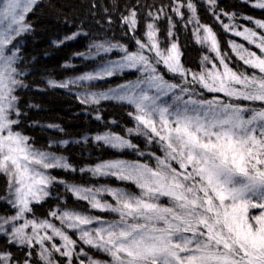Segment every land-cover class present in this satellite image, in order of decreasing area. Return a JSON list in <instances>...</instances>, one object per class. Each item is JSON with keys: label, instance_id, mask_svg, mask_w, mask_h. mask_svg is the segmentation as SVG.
<instances>
[{"label": "snow or ice", "instance_id": "obj_1", "mask_svg": "<svg viewBox=\"0 0 264 264\" xmlns=\"http://www.w3.org/2000/svg\"><path fill=\"white\" fill-rule=\"evenodd\" d=\"M241 2L264 13V0ZM41 6L0 0V264H264V19L220 0H136L122 11L120 0H82L75 31L53 44L87 40L69 58L85 70L66 61L73 75L45 83L72 94L99 127L69 139L50 123L42 128L58 135L38 145L24 129V107L36 105L22 106V94L32 87L29 16ZM180 30L199 48L195 67ZM104 102L130 109L131 126L105 122ZM73 144L110 158L84 150L77 164L65 154Z\"/></svg>", "mask_w": 264, "mask_h": 264}, {"label": "trees", "instance_id": "obj_2", "mask_svg": "<svg viewBox=\"0 0 264 264\" xmlns=\"http://www.w3.org/2000/svg\"><path fill=\"white\" fill-rule=\"evenodd\" d=\"M107 4L108 0H104ZM136 0H120L121 11L123 10L124 3H135ZM153 0H148V3H152ZM156 3H160L161 0H155ZM167 3L168 0H163ZM41 7H39L34 14H30L29 19L34 27V32L31 33L24 42V55L29 59L27 82L31 84V88L25 91L23 95V104L26 106L31 103L36 107L28 109L27 118L24 121L25 133L33 137L38 145L47 143L50 136L58 135L53 130L43 129L42 126L55 123L59 124L65 129L67 135L64 138L74 139L78 138L81 133H91L97 130L99 127L98 122L91 117H87L84 114L82 106L76 101L72 94L67 93L65 90H53L46 86V79L56 78L62 79L68 75H73L71 70H66L61 67L66 61L79 65L76 72L84 71V65L79 60L70 61V57L73 52L84 51L87 40L78 39L66 43L61 47H56L53 41L62 38L66 33L75 31V25L79 23L78 17L82 18L83 8L82 0H41ZM220 6L227 11H236L241 14L251 15L258 19H264V13L259 10H254L247 4L241 2V0H220ZM201 18L204 23L212 24L216 31L220 34L221 40L225 41L230 37L223 34L222 29L215 24V21L204 11H201ZM227 22V20H225ZM243 22V21H240ZM101 24L107 28L104 20H101ZM251 26V25H249ZM162 32L166 29V22L160 25ZM85 28H91L94 33L103 34L99 25H96L94 21H87ZM115 35L120 37L119 29H115ZM179 41L184 52L183 60L188 66L195 67L199 61L201 55L198 46L193 45L191 42V35L185 34L183 30L178 32ZM163 38V35H162ZM134 77L128 76L127 79H133ZM124 78H113L110 81L111 86L123 83ZM108 87L109 85H103ZM37 89H43L39 91ZM103 117L105 122L109 120H116L121 125L127 124L131 126L127 111L130 109L126 107H120L115 103L104 102L103 104ZM35 122V124H34ZM34 125V126H30ZM119 131V129H115ZM90 151L92 153V160L96 157L110 158L109 150L96 148L92 146H85L82 149L79 145H71L65 152L73 162L79 164L87 161L86 156H82V151ZM125 158L132 159L134 157L128 156ZM54 175H64L62 172H54ZM5 187V181L0 177V193L3 192ZM59 191H62L58 189ZM68 202L72 205V198L69 196ZM56 203L55 200H49L43 205V207H37V214H44L47 212L50 206ZM0 212H3V205H0ZM4 244V240L0 239V247ZM11 251L17 253L18 256H22V253L18 252L16 248H11Z\"/></svg>", "mask_w": 264, "mask_h": 264}, {"label": "rangeland", "instance_id": "obj_3", "mask_svg": "<svg viewBox=\"0 0 264 264\" xmlns=\"http://www.w3.org/2000/svg\"><path fill=\"white\" fill-rule=\"evenodd\" d=\"M113 58H116V57H113ZM129 159V158H128Z\"/></svg>", "mask_w": 264, "mask_h": 264}]
</instances>
